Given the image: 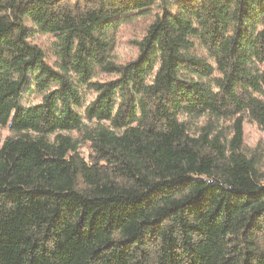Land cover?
I'll return each instance as SVG.
<instances>
[{
    "label": "trees",
    "instance_id": "16d2710c",
    "mask_svg": "<svg viewBox=\"0 0 264 264\" xmlns=\"http://www.w3.org/2000/svg\"><path fill=\"white\" fill-rule=\"evenodd\" d=\"M248 124L264 0H0V264H264Z\"/></svg>",
    "mask_w": 264,
    "mask_h": 264
},
{
    "label": "rangeland",
    "instance_id": "374dc122",
    "mask_svg": "<svg viewBox=\"0 0 264 264\" xmlns=\"http://www.w3.org/2000/svg\"><path fill=\"white\" fill-rule=\"evenodd\" d=\"M123 32L121 33L122 37V42L119 43L117 50L115 53L119 57V59L124 60L128 56L132 54V50L130 47L127 45L128 40L133 38L134 30L130 29L129 27H125L122 30ZM120 37V39H121ZM45 40V37H43ZM23 98V101L26 104H32L38 101V98L34 94L30 93H25ZM7 134L6 130L0 129V135L3 137ZM244 134H245V145L246 147H249L250 149H253L257 146L263 147L264 148V134L259 132L255 127L251 125H245L244 129Z\"/></svg>",
    "mask_w": 264,
    "mask_h": 264
}]
</instances>
